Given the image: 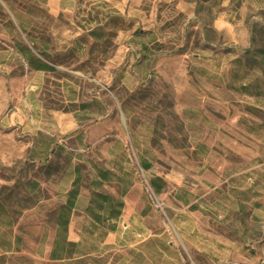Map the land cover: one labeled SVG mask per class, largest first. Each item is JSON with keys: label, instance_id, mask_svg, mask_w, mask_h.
Here are the masks:
<instances>
[{"label": "rangeland", "instance_id": "374dc122", "mask_svg": "<svg viewBox=\"0 0 264 264\" xmlns=\"http://www.w3.org/2000/svg\"><path fill=\"white\" fill-rule=\"evenodd\" d=\"M0 264H264V0H0Z\"/></svg>", "mask_w": 264, "mask_h": 264}, {"label": "trees", "instance_id": "16d2710c", "mask_svg": "<svg viewBox=\"0 0 264 264\" xmlns=\"http://www.w3.org/2000/svg\"><path fill=\"white\" fill-rule=\"evenodd\" d=\"M35 185L36 184H33V186ZM73 198H74V192L70 193L69 197L64 202V204L60 205L59 207L57 218H56L57 228L55 230V235H54V239L52 242V249L50 252L51 259L64 258L63 254H69L71 251L70 248L76 247L77 245V243L68 241L67 236H66Z\"/></svg>", "mask_w": 264, "mask_h": 264}, {"label": "crops", "instance_id": "0c3cea01", "mask_svg": "<svg viewBox=\"0 0 264 264\" xmlns=\"http://www.w3.org/2000/svg\"><path fill=\"white\" fill-rule=\"evenodd\" d=\"M54 68H61V66L49 64ZM53 128L55 134H66L75 129V122L71 113H59L55 112L52 116ZM32 145V144H31ZM32 147V146H31Z\"/></svg>", "mask_w": 264, "mask_h": 264}]
</instances>
